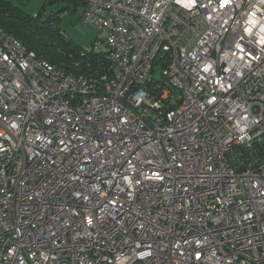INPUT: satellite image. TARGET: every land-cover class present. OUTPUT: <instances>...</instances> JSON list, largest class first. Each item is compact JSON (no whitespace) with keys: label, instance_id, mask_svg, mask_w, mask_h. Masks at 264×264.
Returning <instances> with one entry per match:
<instances>
[{"label":"built area","instance_id":"1","mask_svg":"<svg viewBox=\"0 0 264 264\" xmlns=\"http://www.w3.org/2000/svg\"><path fill=\"white\" fill-rule=\"evenodd\" d=\"M79 1L109 75L0 28V264H264V0Z\"/></svg>","mask_w":264,"mask_h":264},{"label":"trees","instance_id":"2","mask_svg":"<svg viewBox=\"0 0 264 264\" xmlns=\"http://www.w3.org/2000/svg\"><path fill=\"white\" fill-rule=\"evenodd\" d=\"M27 4L28 2L26 6ZM56 4L60 7L52 10L47 16L48 6ZM80 6H83L81 20L86 7L79 0H45L36 15H30L12 0H0V28L19 40L36 59L49 63L67 75L77 78L109 75V61L106 56L108 51L105 48L95 51L93 47L76 45L62 28L63 15L70 10L76 12ZM96 32L94 42L101 41L102 33ZM155 72L156 69L154 75ZM153 79L154 82L158 81L156 78ZM232 149L229 161L238 172L242 173L250 163L257 166L264 162V142L255 143L249 149L244 147Z\"/></svg>","mask_w":264,"mask_h":264},{"label":"rangeland","instance_id":"3","mask_svg":"<svg viewBox=\"0 0 264 264\" xmlns=\"http://www.w3.org/2000/svg\"><path fill=\"white\" fill-rule=\"evenodd\" d=\"M14 2H16L19 6H21L23 8V10H26L27 13H29L30 15H36L40 12V8H42L43 3L45 2V0H12ZM28 2L27 6L26 3ZM60 7L59 4H56L55 6L50 5V7L48 6V11L46 13V15L48 16L49 13L52 10H57ZM77 8V7H76ZM83 10V6H80L77 8L76 12L73 11H67L64 15H63V23H62V28L64 30L65 33H67L69 35V37L71 39L74 40V42L76 43V45H80L83 46L85 48H92L97 32L85 25L81 20H80V16H81V12ZM105 34H102V36L104 37ZM104 47L101 46V49H103ZM161 69L160 66L156 65V78L161 76Z\"/></svg>","mask_w":264,"mask_h":264},{"label":"crops","instance_id":"4","mask_svg":"<svg viewBox=\"0 0 264 264\" xmlns=\"http://www.w3.org/2000/svg\"><path fill=\"white\" fill-rule=\"evenodd\" d=\"M82 12H83V10H82Z\"/></svg>","mask_w":264,"mask_h":264}]
</instances>
